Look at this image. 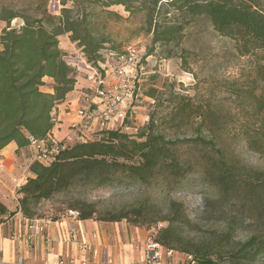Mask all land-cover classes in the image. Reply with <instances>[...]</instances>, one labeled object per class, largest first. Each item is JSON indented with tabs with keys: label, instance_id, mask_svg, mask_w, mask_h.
I'll list each match as a JSON object with an SVG mask.
<instances>
[{
	"label": "rangeland",
	"instance_id": "374dc122",
	"mask_svg": "<svg viewBox=\"0 0 264 264\" xmlns=\"http://www.w3.org/2000/svg\"><path fill=\"white\" fill-rule=\"evenodd\" d=\"M247 1L264 9V0ZM77 2L73 6L75 13L84 7L81 0ZM63 6L62 0H0V9L8 7L34 16H41L46 10L58 15ZM107 8L120 13L123 19L93 7L100 14L98 28L109 37L101 49L104 61L99 70L106 84L117 80L115 69L125 63L119 55L129 46L137 47L142 56L134 69L136 95L127 103V118L125 121L114 119L108 129L122 128L124 133L137 136L148 124L150 114H154L159 131L168 138L214 137L217 147L223 149L230 164H237L239 172L264 171V151L251 146L248 139L264 128V49L241 55L240 41L221 34L205 15L191 19L180 40L153 42V33L145 27L143 12L131 14L121 5ZM169 9L172 15L178 13ZM22 24L24 20L20 16L10 24L0 19V36L8 25L20 27ZM70 35L62 34L59 45L77 76L74 92L66 101H77L78 108L99 101V98L91 88L93 83L88 75L87 64L93 65ZM45 80L42 89L52 91L53 79ZM151 88L156 89L155 98L148 95ZM183 96L189 106L177 119L174 111ZM101 129L82 134L93 140ZM200 149L187 143L176 147L180 158L190 159L194 165L182 178L169 177L168 173L158 171L150 182H141L128 173H118L105 185L77 184L43 200L36 208V215L51 222L68 220V234L74 239L70 226L76 225V219L66 213L67 209L91 210L94 217L83 219V230L86 239L99 253L97 256L92 251L86 253L79 244L82 260L86 258L87 264H152L147 259L149 242H159L160 230L169 224L177 232L173 243L179 242L177 238L185 237L197 246H191L192 250L188 252L178 245L167 260L163 254L159 264H188L187 256L191 254L194 257L209 256L218 264H264V251L252 260L238 256V251L253 235H264V177L239 182L236 187L241 195H236L235 189L227 193L213 185L215 180L206 179L205 165L200 159L205 149ZM26 166L29 168L30 164ZM21 170L23 173L24 166ZM19 197L17 193L6 195L4 201L0 199L8 206V212L0 217V224L19 211ZM133 206L146 209L143 218L164 219L150 225L135 224L126 218L101 219L122 210L128 211ZM131 217L136 216L131 214ZM44 240L47 245L52 239L49 236ZM181 244L188 247L184 242Z\"/></svg>",
	"mask_w": 264,
	"mask_h": 264
},
{
	"label": "trees",
	"instance_id": "16d2710c",
	"mask_svg": "<svg viewBox=\"0 0 264 264\" xmlns=\"http://www.w3.org/2000/svg\"><path fill=\"white\" fill-rule=\"evenodd\" d=\"M70 1L73 0H62L64 6L58 15L47 10L41 16H34L8 7L0 9V19L9 24L19 16L24 20L20 27L8 25L0 36V150L12 141L19 147L29 146L30 135L44 139L54 128L52 118L59 109L58 105L74 92L77 76L59 45L62 34L70 33L71 40L82 47L87 60L102 69L101 49L109 37L98 28L100 14L93 7L102 8L104 13L116 19L123 17L107 7L121 5L131 14L143 12L145 27L153 33V42L180 40L184 37L185 25L194 17L205 15L221 34L240 41L238 50L241 55L264 49V9L247 0H81L84 7L76 13L73 6L78 2L74 0L71 6H67ZM169 8L178 13L170 14ZM48 77L53 79V84L52 91L47 92L42 87ZM155 92L156 89L151 88L148 95L155 98ZM182 99L174 111L177 119L189 106L184 102V96ZM248 139L251 146L264 151V128ZM185 143L205 149V154L200 157L205 165L204 175L207 180H215L213 185L220 186L227 193L235 189V194L241 195L239 187H236L239 182L264 177L263 170L239 172L237 164H230L223 149L217 147L214 137L168 138L159 131L154 114H150L148 124L141 128L137 136L124 133L122 128L105 129L93 140L76 141L48 164L39 161L31 163L29 170L32 176L19 191L22 193L19 210L28 219L43 218L36 215V208L43 200L51 199L77 184L92 187L105 185L118 173H128L141 182H150L158 171L168 173L169 177L182 178L186 175L185 171L194 166L190 159L182 160L177 154L176 147ZM70 208L80 211V220L94 217L91 210ZM145 210L133 206L128 211L122 210L117 215L101 219L117 221L126 218L140 225L164 219L143 218ZM7 212L8 206L0 200V217ZM131 214L136 217H131ZM173 228L172 224L162 228L157 237L158 243H164L168 250L173 251L179 245L191 252V246L197 245L185 237L177 238L179 242L173 243L177 234ZM183 242L188 247L183 246ZM261 251H264V235L258 233L247 240L238 251V256L252 260ZM194 264L218 262L201 255L194 257Z\"/></svg>",
	"mask_w": 264,
	"mask_h": 264
},
{
	"label": "built area",
	"instance_id": "2783aa9c",
	"mask_svg": "<svg viewBox=\"0 0 264 264\" xmlns=\"http://www.w3.org/2000/svg\"><path fill=\"white\" fill-rule=\"evenodd\" d=\"M140 50L135 46H129L124 54L119 55V58L125 60L124 65L117 67L115 69V75H117V80L115 82L106 84L103 76L100 74L99 70L94 65L91 66L87 64L88 75L92 80L93 85L92 90L95 91L96 96L99 98V104L94 106L95 102L87 103L86 105H79L75 109L78 120L71 126V129L65 133L62 137L55 135L54 128L49 132V134L44 138L40 139L35 136H29V146L32 148L33 156L29 164L34 161H39L42 163H50V161L57 158L62 151L70 147L76 141L87 142L88 138L85 137L82 132L94 130L95 128H102L100 131L108 129L114 123V119L125 121L128 115L127 103L134 99L136 95L135 90V80L136 76L134 74V69L141 60ZM93 104V106L91 105ZM101 103V104H100ZM52 121L55 123L54 127L59 122V109L55 115H53ZM116 129V128H115ZM91 140V139H90ZM22 185H17L16 194L19 193ZM21 196L22 193H19ZM20 199V197H19ZM20 211V210H19ZM67 214L79 219L81 213L77 209L70 208L67 210ZM29 229L38 231L42 233L45 239L49 238L48 226L51 223L49 219L46 218H36L29 219ZM71 235L74 239H77L81 234V230L77 225L70 226ZM32 235H30V238ZM12 238H16L15 235ZM83 250L88 253L92 251L94 256L99 253L98 249H94L93 245L89 240L83 239L80 242ZM2 252L0 243V254ZM166 252L167 254H172V250H168L162 243H158L150 240L149 242V252L147 253V259L152 264H159L161 257ZM189 262L194 263V257L191 255L187 256ZM60 264H75L76 261L73 257L68 259L60 258ZM83 263L87 264V259L83 258ZM0 264H27L25 262L24 256L18 257L15 261H3L0 258Z\"/></svg>",
	"mask_w": 264,
	"mask_h": 264
},
{
	"label": "crops",
	"instance_id": "0c3cea01",
	"mask_svg": "<svg viewBox=\"0 0 264 264\" xmlns=\"http://www.w3.org/2000/svg\"><path fill=\"white\" fill-rule=\"evenodd\" d=\"M72 103L66 101L58 105L59 122L54 127V133L59 137L65 135L78 120L75 112L77 101ZM32 152L30 146L19 147L15 141L10 142L0 150V199L3 201L6 195L14 196L17 185L24 184L32 176L31 171L26 166L33 156ZM22 166H24L23 173ZM82 221L83 219H76L75 221L81 230L80 239L78 238L77 241L71 239L68 234V220L52 221L48 226L52 240L46 245L44 235L38 231L30 230V220L23 216L21 210L17 211L12 218L0 224L2 248L0 258L5 262L15 261L23 255L27 264H60L59 259L61 257L65 259L73 257L76 261L75 264H84L79 245L83 239H86ZM13 235L16 238H12ZM30 235H32L31 238ZM169 256L164 252L166 260Z\"/></svg>",
	"mask_w": 264,
	"mask_h": 264
}]
</instances>
